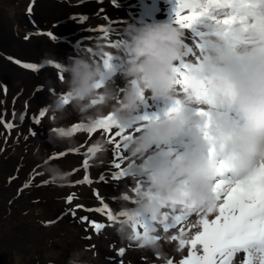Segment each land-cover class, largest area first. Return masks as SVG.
Returning <instances> with one entry per match:
<instances>
[{
	"label": "clouds",
	"instance_id": "1",
	"mask_svg": "<svg viewBox=\"0 0 264 264\" xmlns=\"http://www.w3.org/2000/svg\"><path fill=\"white\" fill-rule=\"evenodd\" d=\"M244 14L246 21L227 33L218 30L198 58L185 56V28L157 20L129 21L111 48L98 41L92 53L85 49L57 61L66 74L63 86L69 103L53 97L47 106L49 114L56 116L57 126L73 114L90 126L103 123L111 114L110 122L124 130L122 149L126 167H131L117 185L112 227L121 243L151 251L161 257L162 264L167 261L162 241L171 240L173 231L165 228L175 223L177 215L183 213L190 220L217 213V172L231 169L235 181H240L264 162V24L260 23L264 4ZM108 56L111 66L106 67ZM178 86L186 99L214 105L222 113L227 112L225 105H234L242 119L189 123L179 107L151 120L141 119L140 102L145 95L174 97ZM186 125L188 135L181 151L157 148L171 143ZM62 126L65 134L50 133V142L53 137L72 141L70 125ZM110 145L101 131L90 145V162L104 164ZM212 154L219 156L218 163L210 158ZM44 170L52 183L68 179L57 167L44 166ZM261 255L254 252L252 264H260ZM67 264L89 261L78 250Z\"/></svg>",
	"mask_w": 264,
	"mask_h": 264
},
{
	"label": "rangeland",
	"instance_id": "2",
	"mask_svg": "<svg viewBox=\"0 0 264 264\" xmlns=\"http://www.w3.org/2000/svg\"><path fill=\"white\" fill-rule=\"evenodd\" d=\"M56 1L59 5L57 8H54L50 3L52 0H0V58H2L0 59V107L4 109L3 111L0 110V116L4 115L9 123V137L15 140L13 151L17 152L15 155L19 157V153L22 152L23 156H26L24 157L25 160L29 161L30 165L39 162L41 156L40 165L35 171H43V190L28 196L27 202L41 197L37 203L42 206L43 213L40 214L46 219L44 223H41L37 220V213L22 215V210H20L18 218L7 219L5 223L3 222L0 227V245L5 242L8 245L6 247L8 258L3 264H33L34 260L36 264H56L55 260L62 256L64 257L61 263L67 264L70 255L78 250L85 252V258L90 260L91 264H99L100 261H104L105 264H130L115 252L109 253L110 250H107L110 246L109 240H107L109 235L101 232L107 237L106 239L101 237L98 241L90 236H85L87 230L91 229L93 231L90 222H95L101 217V213L90 212L88 209L100 206L94 205L98 199L111 203L107 195H115L118 191V189L110 190V186L106 184L107 193L101 192L98 188V178L93 174L92 183H80L81 177L79 174L82 161L86 158L87 147H90L96 136L100 135L101 132L98 133L100 130H97L94 134L77 131L71 133L72 141L53 137L52 142H50V133H58L55 129H64L62 126L64 124L71 127L73 124L84 121L73 114L70 120H61L59 121L60 126H57V118L49 114L47 106L53 97L67 94L63 86L66 74L63 70L58 71L56 69L55 64L57 61H65L66 57L78 54L85 49L92 53L93 46L98 41H103L107 47L111 48L119 39L121 29H109V24L116 22L120 16L124 17L122 16L124 11L127 10V15L128 13L130 15L140 6V3L141 6H145L156 3L157 0L149 2L115 0V3H113V0ZM30 7L31 12L29 13ZM4 13H7L13 24L12 26L9 25L8 18ZM81 16L87 17V19L80 22L79 18ZM46 27L52 36L56 38L53 40L63 43L55 45L51 43L50 47L38 51L35 36H43L44 33L47 35ZM102 29L108 31H102ZM49 39L52 38L49 37ZM57 45L62 46L58 47ZM3 60H14L21 65L25 63L35 64L38 61L41 63V68L35 71V80L31 81L30 78L19 75L13 68L9 69L11 68L9 66L13 65H6ZM48 61L53 63L49 64ZM117 83H120V81L117 80ZM150 99L151 96L146 95L145 99L140 102L141 108L142 106L152 107ZM42 109H46L45 115L38 117ZM36 118H39V123L35 122ZM4 134L5 131L1 130V142H4ZM84 138L90 140V143L85 146H83ZM17 146L21 147L17 149ZM70 147L76 148L73 154H67L64 158L58 160L44 162V158L48 154ZM6 148V144L0 143L2 152ZM110 148L105 165L111 168L110 175H113L115 171H118L114 169L113 164L120 161L118 157L114 156V146L112 144ZM121 154L124 155L122 145ZM87 159H89L88 156ZM0 161H5L3 155L0 156ZM121 163L122 167H126L125 161ZM4 166L8 167L5 164L2 167ZM44 166L57 167L63 171L78 167L77 173L79 174L75 177L70 176L66 180V182H73L74 184H55L49 180V175L45 172ZM125 179L126 177H124ZM17 182H19V179L16 180ZM4 193V189H0V218L6 205ZM69 197H72V199L68 200ZM37 203L31 204L36 207ZM75 203L85 206V210L82 208L73 209L76 207V205L72 206ZM12 206L18 212L19 206L17 204ZM37 210L39 212V209ZM85 216L88 217V221L81 219ZM70 227L74 228L73 233L67 231ZM5 232L8 234H5ZM79 235H82V237ZM6 237L11 238L13 241L10 242L5 239ZM58 237L63 241L59 242ZM68 238L70 240H67ZM103 249L104 251H102ZM16 250H20L22 255L19 260L16 257ZM0 255H2V252H0ZM135 256V253L132 252L125 258ZM235 261L236 264H242V255L235 257Z\"/></svg>",
	"mask_w": 264,
	"mask_h": 264
},
{
	"label": "snow or ice",
	"instance_id": "3",
	"mask_svg": "<svg viewBox=\"0 0 264 264\" xmlns=\"http://www.w3.org/2000/svg\"><path fill=\"white\" fill-rule=\"evenodd\" d=\"M113 3H115V0H113ZM256 4H264V0H177L175 24L182 28H190L199 18L208 16L217 26L216 34H218V30L227 33L234 25L246 21L247 16L244 13ZM185 9L188 10L187 14L182 15ZM30 12L31 7L29 8ZM86 19L87 17L84 16L79 18L80 22ZM260 23L264 24V21ZM102 31L108 30L102 29ZM48 35L51 36L50 33ZM53 39L56 38L53 37ZM111 59V56L104 59L106 67L111 66ZM48 63L52 64L53 62L48 61ZM23 67L35 71L38 65L25 63ZM55 67L58 71L63 70L59 63H56ZM176 70L183 76L179 67ZM97 86L99 87L100 85L98 84ZM60 97L65 104L69 103L67 94H62ZM177 107L170 108L168 111H176ZM45 112L46 109H42L38 117H43ZM200 114L205 117L208 115L203 111ZM110 117L111 114L104 118L103 123L91 126L85 122L73 124L69 129V133L83 131L94 134L97 130H100L106 134L110 144L114 146V156L118 157L120 161L113 164L114 169L119 170L113 173V179L116 180L120 177H126L128 167H131V165L122 167L121 162L125 161L124 155L121 154L124 130L119 125L111 123ZM141 119L149 120V117L145 115ZM35 122L39 123V118H36ZM205 126L207 127V124ZM55 131L61 135L65 134L64 129H55ZM205 136H208L207 132H205ZM91 151L93 149L87 147L86 158L82 161V166L85 170H87L89 164L87 156ZM209 151L211 153L213 149ZM60 156L62 158L63 154H60ZM100 179L103 180L104 177L101 176ZM87 181L88 176L86 174L84 182ZM214 192L220 201L215 218L209 219L208 217H204L199 219L197 223L202 227V231L197 230L195 235L190 238H185L183 235L171 237L172 241H178L180 249L190 246L188 257L181 259L179 264H233L235 254L240 252L244 253L242 264H252L254 252L262 254L260 264H264V162H261L259 167L243 180L235 181L228 185L222 180L217 181ZM68 199L71 200L72 197ZM77 207L82 206L77 205ZM88 211L96 213L104 212L108 220L111 221L113 219V211L103 199L100 200V206L90 208ZM81 219L88 221V217L86 216L81 217ZM184 220L185 214L181 213L177 215L175 223L167 226L165 231L169 228L177 227ZM90 223L96 229L104 227L99 222ZM180 232L183 233L184 229L181 228ZM197 246L201 247L202 253H198ZM119 252L123 254L124 249H120ZM166 264H173V261L169 259L166 261Z\"/></svg>",
	"mask_w": 264,
	"mask_h": 264
},
{
	"label": "bare ground",
	"instance_id": "4",
	"mask_svg": "<svg viewBox=\"0 0 264 264\" xmlns=\"http://www.w3.org/2000/svg\"><path fill=\"white\" fill-rule=\"evenodd\" d=\"M47 3H48V2H47ZM48 4H50V3H48ZM10 65H11V64H10ZM9 67H11V68H9V69H12V68L14 69V68H15L14 66H9ZM19 72H20L21 74H23V75H29V73H27V72H21V70H19ZM25 77H26V76H25ZM11 80H12V79H11ZM30 80L33 81V80H34V77L31 76V77H30ZM11 83H12V82H11ZM14 84H15V83H14ZM180 103H181V102H176L174 105H170V108H171L172 106H175V105L180 104ZM88 171H89V170H88ZM109 247H110V246H109ZM109 247H108V248H109ZM106 248H107V247H106ZM101 249H102V248H101ZM100 251H101V250H100ZM102 251H104V250H102ZM109 253H111V252H109ZM99 264H105V263H104V261H100Z\"/></svg>",
	"mask_w": 264,
	"mask_h": 264
},
{
	"label": "flooded vegetation",
	"instance_id": "5",
	"mask_svg": "<svg viewBox=\"0 0 264 264\" xmlns=\"http://www.w3.org/2000/svg\"><path fill=\"white\" fill-rule=\"evenodd\" d=\"M0 59H2V58H0Z\"/></svg>",
	"mask_w": 264,
	"mask_h": 264
}]
</instances>
